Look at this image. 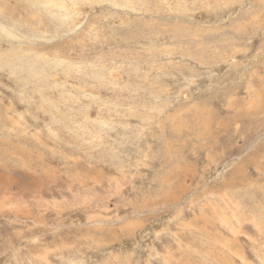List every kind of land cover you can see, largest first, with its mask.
<instances>
[{"label":"rangeland","instance_id":"374dc122","mask_svg":"<svg viewBox=\"0 0 264 264\" xmlns=\"http://www.w3.org/2000/svg\"><path fill=\"white\" fill-rule=\"evenodd\" d=\"M0 264H264V0H0Z\"/></svg>","mask_w":264,"mask_h":264}]
</instances>
